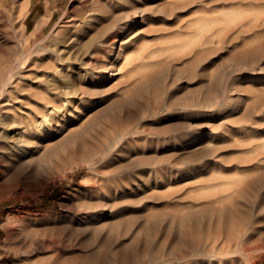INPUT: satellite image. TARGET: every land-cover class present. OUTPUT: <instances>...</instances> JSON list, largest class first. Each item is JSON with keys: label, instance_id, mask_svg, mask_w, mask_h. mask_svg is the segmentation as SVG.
I'll return each instance as SVG.
<instances>
[{"label": "rangeland", "instance_id": "1", "mask_svg": "<svg viewBox=\"0 0 264 264\" xmlns=\"http://www.w3.org/2000/svg\"><path fill=\"white\" fill-rule=\"evenodd\" d=\"M199 1L0 0V130H22L32 107L45 134L40 147L0 141V264H264V0ZM133 4L123 39L113 24ZM29 87L63 106L28 104ZM131 126L122 156L70 168L81 146ZM98 194L116 200L108 225L126 219L118 247L97 240Z\"/></svg>", "mask_w": 264, "mask_h": 264}, {"label": "bare ground", "instance_id": "2", "mask_svg": "<svg viewBox=\"0 0 264 264\" xmlns=\"http://www.w3.org/2000/svg\"><path fill=\"white\" fill-rule=\"evenodd\" d=\"M200 1H203V0H200ZM200 1H199V3H200ZM193 5H194V3L189 2V3H186V4L182 5V6H180L179 9L180 8L181 9H190L191 6H193ZM85 9H86V7H85ZM133 10L137 11V4H133L127 9L123 8L122 10H120L119 13H118V18L113 24V26L115 28H117V31H118L117 34L118 35H122L123 39H126V38L130 39L132 33L135 30V29L133 31L131 30L132 29L131 24L135 20V19L134 20L132 19L133 14L131 12ZM177 10H178V7H177ZM91 14H93V13H91ZM80 17H82V16L80 15ZM89 17H92V15L89 16ZM76 21H77L76 19L73 20V22L71 21L68 24V26H70L71 28L74 27L75 24H76ZM96 22H98V21H96ZM183 23L184 22H182V26H183ZM86 24H88V23L86 22ZM40 25L41 24H38L36 27L39 28ZM92 25H94V24H92ZM180 26H181V23H180ZM99 28H100V25H98V29ZM175 28H177V27L175 26ZM95 32H97V31H95ZM94 40H95L94 36H92V40L89 41L90 46H87L88 49H91L89 51V54H90L89 57L94 56V42H95ZM100 41H101L102 45H105L106 42L109 41V40H107L106 38L102 37L100 39ZM123 41H125V40H123ZM125 44H126L125 42L124 43L122 42L120 44L119 50H118V52L116 54V57H119L121 55V53L124 54L125 46H126ZM101 48H103V47L101 46ZM216 48H217V46L215 47V49ZM213 49L211 50V53L214 54V50ZM94 57H95V60L99 59L97 55H95ZM87 62H88L87 60L84 61V64H87ZM88 63H90V62H88ZM39 66L41 67L42 65H39ZM102 66L103 65H101V68H102V70H104L105 66H108V63H107V65H104V67H102ZM96 68H98V67L95 64V61L88 66V69H91L93 71ZM179 71L180 70L177 69L176 73L179 74L180 73ZM110 72H111L110 68H109L108 71H100V70L99 71H95L94 78L97 79L98 82H101L100 84H102L108 78L107 74H105V73H110ZM111 74H114V71H112ZM155 77L156 76H154L153 78H155ZM34 78L35 79L38 78L36 80L37 81L40 80L39 83L43 80V78L39 76L38 71H36L34 75H31V77L29 75L27 76V79H30V80L34 79ZM46 89H47V91L49 93L47 91H45V90H43L41 92L40 91H34L31 87H29L27 89V92L25 93L26 94L25 95V99L26 100L29 99V100H33V101L36 100L38 102H42L44 107H49V108L53 107L55 109V111H59L61 106H63V105H59L58 103H56L54 101V96L50 97V95H49L51 92H55L57 94V91L53 90L52 88H46ZM140 89L141 88H139L138 90H140ZM95 90H96L95 87L92 88V93H94ZM100 91L101 90H99V92ZM90 93L91 92L88 89H83V90H81L80 94H82V96H86V95H89ZM29 100H28V104L30 103V105H31V102H29ZM126 101H128V100L126 99ZM126 101L123 100L124 103ZM116 102L115 103H116L117 106H123L121 100L120 101H116ZM119 102H121V103L119 104ZM116 105H114V106L116 107ZM22 108H23V106H22ZM22 108H20V109H22ZM29 108L30 109L27 110L28 112L27 113L25 112L26 114L23 113L25 115L24 118H26V120H25L26 124L22 127V130H0V141L5 140L6 142H8V141L10 142V141L14 140L12 144H7V145L2 144L1 147H5V148L6 147H15L16 145L17 146L26 145V146H31L32 148L33 147H40V143H41L42 138H43V136L45 134L39 128H38V130L37 129L36 130H31L33 127H35V125H33L32 123L28 122L29 120L31 121L32 118H34V116H35L34 114L30 113V110H33V113H35V114L39 110H35V108H32V107H29ZM107 113H106V115H107ZM47 116H49L47 113L44 114V118H47ZM132 117H133V112L129 111L127 113V115H126V119L128 120V119H131ZM76 118H77V115L71 113V116L70 117H66L65 118L66 121L62 122L61 125H59V127H61V128L66 127V125H67V123H69V121L74 120ZM132 132H133V127L132 126L131 127H127V128H123L121 130H106L104 137L100 138V136H97L96 140L94 142H92L91 144L87 143V144H84L83 146H81V148H80L81 151H82L81 160L78 161L77 163H74V164L70 165V168H75V166L77 164H79L80 162L90 161L91 156H95V158H99L100 157L103 161L106 162L107 161V159H106L107 156L109 154H111L112 152H114L115 150L118 152L119 156H122L123 152L125 151V146L123 145V143H124L123 139L124 138L127 139L128 138L127 135L129 133H132ZM45 133H47V131ZM51 133H52V131L49 132L47 135H49V134L51 135ZM194 144H196V143H193L191 145H194ZM210 154H211L210 152H203V153H200V154H191L188 157L202 158L203 159V158H205L206 155H210ZM121 170H125L126 171L127 170L126 166L121 168ZM101 188H103V186H99V189H101ZM108 188L112 189V188H115V187H108ZM116 188H118L120 190L122 189L120 187H116ZM111 196H113V195H110V194H106V195L98 194V196L95 197L94 200L90 201V203L88 205L87 213L91 214L92 217L94 218L93 221L91 222V224L94 226L93 227L94 232H96V234L98 236V238H97L98 242L102 243V245H104V246L112 244L113 245L112 247L114 248V245H116L118 247V245H120V243H121V238L120 237L123 234L124 228H126V226H124V224L126 223V219H125L124 216H121L116 221H112L109 225L107 224L108 223L107 219L108 218L111 219V217H112L111 214H109V212L112 211V214H113L114 207L116 205V200L114 198H111ZM205 211H208V212H205ZM209 212H212V214H214L216 212V210L214 208H212V207L203 208V209L199 210L198 212H189V213H187L185 215H182V216L179 217V220H177V221L182 223V222L187 221L188 219H191L194 215H197V213L206 214V213H209ZM175 221H176V217L173 216L172 219H171V223H173ZM154 223H158V219H156L154 221ZM91 224H87V226H89ZM106 227H108L109 229H107L106 233H103V230ZM99 235L100 236L102 235V237L99 238ZM88 236H90V235H88ZM90 238L83 236V238H81V239H82L83 242H89ZM204 246H207V244H204ZM205 248L206 247H204V248L201 247L200 251H204ZM210 251L213 252V251H215V249H211ZM92 255H101L102 256L103 252H100V251L98 252L96 250L94 253H92ZM184 258H189V257H185L184 256ZM163 259L164 260H174V261L177 260L179 262L182 261V258L174 257V256L173 257L167 256V257H165ZM159 262H161V260H154V264H158Z\"/></svg>", "mask_w": 264, "mask_h": 264}]
</instances>
